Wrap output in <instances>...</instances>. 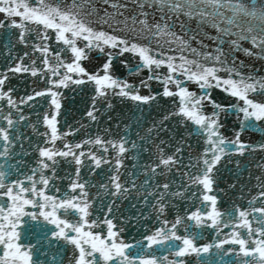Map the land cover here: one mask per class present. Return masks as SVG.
<instances>
[{
    "label": "snow or ice",
    "instance_id": "obj_1",
    "mask_svg": "<svg viewBox=\"0 0 264 264\" xmlns=\"http://www.w3.org/2000/svg\"><path fill=\"white\" fill-rule=\"evenodd\" d=\"M99 4L0 0V262L44 264L20 238L27 217L37 229L41 220L55 226L45 239L71 246L69 264H185L193 254L195 264H229L227 253L243 254L240 264H264V64L235 54L264 60V0ZM117 62L148 75L138 83L121 77ZM24 79L26 92L19 87ZM153 80L161 90L143 94ZM68 89L92 93L84 115L97 125L94 135L69 139L83 129L66 118L61 130ZM215 89L235 102L216 98ZM112 97L129 104L114 127ZM250 130L260 140L245 139ZM62 162L74 163L76 173L63 189L56 184ZM245 171L239 195L248 196V207L221 209L219 180L233 175L232 187ZM116 220L144 232L126 241ZM205 230L216 235L197 243ZM228 241L239 247L225 249ZM60 260L54 255L49 264Z\"/></svg>",
    "mask_w": 264,
    "mask_h": 264
},
{
    "label": "water",
    "instance_id": "obj_2",
    "mask_svg": "<svg viewBox=\"0 0 264 264\" xmlns=\"http://www.w3.org/2000/svg\"><path fill=\"white\" fill-rule=\"evenodd\" d=\"M30 2L35 3L37 2V0H30ZM64 2L69 3L70 0H64ZM97 4L98 6H100L99 0H97ZM103 6L107 7V5H103ZM3 18H4V14H0V19H3ZM191 24L193 27H195V20H193ZM207 30L215 34V29L208 28ZM3 31H4L3 29H0V33H3ZM52 31L54 32V30ZM205 42L208 44L212 43L211 40H206ZM193 43L195 44L196 42L193 41ZM2 44H3V36L0 35V51H2ZM244 46L250 47L251 44L250 42L244 43ZM17 47H21V45H17ZM235 54L240 60L251 63L255 65L257 68H259L260 65L264 64V60L249 57L247 54H245L242 51L238 50L236 51ZM3 63H4L3 55H0V64H3ZM85 64L87 66V62H85ZM164 70L166 71V69ZM117 71L119 72L121 77L126 76L130 80L136 81L137 83L140 80H143L148 75L147 69H144L142 74L140 75L129 73L127 71V65L119 63V62H117ZM259 74L264 75V70H261ZM12 82L13 84H17V81L15 79ZM27 84H28V80L24 79L23 82L19 85L22 91H25V92L27 91V89L24 87ZM39 86H42V85H38V87ZM189 87L192 89L198 90L197 85L194 83L189 84ZM140 90L143 94H148L151 91L159 92L161 90V85L158 82L153 80L150 87L141 88ZM91 95L92 93L88 89H85L83 92H81L79 89H76L75 91L71 89L65 90L64 99L62 100V109L64 110V112L62 113L60 117L61 130H63V121L65 118L67 119V123L69 125L76 127L77 126L76 122H79V126L82 127L83 129L79 133H69L68 134L69 139L75 136L76 139L79 140V139L84 138V135L86 133L90 132L93 135L96 133L97 125L95 123H89L87 117L84 115L87 109L91 106V99H90ZM213 95L218 99L225 100L226 102H235L234 99L228 100L227 97L222 95L220 90L218 89H215L213 91ZM162 99L165 102V106H167V98L162 97ZM112 105H113L112 111L109 112L108 115L113 116V120L108 121V124L113 125L114 127L113 121L115 120L116 115H118L122 111L126 112L128 110L129 104L128 102H122L116 97H112ZM153 111L158 115V117H162L165 115L163 109H159V110L154 109ZM104 122H105V117L102 116L100 120V124L104 125ZM165 122L167 123L168 121H165ZM229 124H232L231 120L229 121ZM85 125H88V126H85ZM169 126H171V124H169ZM40 131H43V125L40 126ZM26 132L30 133L31 129L30 128L27 129ZM225 134L227 135L228 132H226ZM245 139H252V140L258 141L260 140V134L256 132L255 130H250L247 133H245ZM32 158H33L32 154H29V156L26 157V159L28 160H31ZM257 159H259L258 156H257ZM129 163H131V161H129ZM101 167H103V165ZM65 169H67V174L64 171ZM45 171L50 173V170H45ZM258 174L259 173L257 171L255 170L253 171V176H256ZM57 175L63 177V179L56 181L57 186L61 189L65 188L67 184L70 182V177L74 178L76 176L75 164L73 163L69 165V164L62 162L59 165ZM87 178L88 177L85 176V179ZM91 179L95 181L96 183H100V184L104 182L101 179V177L97 175L96 173H92ZM247 179H248V173L247 171H245L241 179L234 186L229 187V185H233L234 176L229 175L227 172L225 173L224 179L219 180L218 184L216 185V187H218L221 191L215 192V194L219 196L218 206L221 209L230 208L232 207L233 204L239 205L240 207H248V196L246 195L245 198H241L239 195L241 191L240 183L245 182ZM96 183H94L92 186V189H91L92 192H96L98 190L96 187ZM252 184H255L254 179L252 180ZM244 191L247 194L248 190L244 189ZM255 191L256 189L253 188L252 192H255ZM126 203L127 201H125V204ZM256 206L259 207V204H257ZM27 207H28V210L30 211L31 210L38 211V208L32 209L31 206H27ZM137 207H139V205H137ZM142 211H147V209H143ZM130 214L135 216V211L131 212ZM167 218L169 220H173L174 213L169 211L167 213ZM25 220H26V223L21 226L22 230H21L20 238L23 241V243L25 244L32 243L34 245V248L32 249L33 251L32 258L35 260L43 261L44 264H49V261L51 260L52 256L59 254L61 257L60 264H69V260L71 259V256L73 254L71 251V246L64 247L62 241H58L55 238L45 239V237H48L50 232L54 230L55 226L41 220L39 222L40 227L39 229H37L36 227L37 221H32L28 219L27 217H25ZM147 222L149 223V227H151L152 222L151 221H147ZM115 223L118 224L120 228H123L122 235L126 241L132 238L138 239L140 238V234L144 232V228L136 227L133 221H128L127 226H125L124 224H121L119 220H116ZM156 226H159V225L157 224ZM230 230L231 229L227 227L221 229L222 232H228ZM102 234H106V226ZM215 235L216 233L214 231L205 230L204 234L197 241V243L210 242ZM233 246L236 248L239 247V245H234L233 242H230V241L226 242L223 247L227 249L228 247H233ZM210 252L214 253L215 249L214 248L210 249ZM0 255H2V248H0ZM242 257H243V254H240V257H237L235 253H227L229 264H240V260ZM0 264H2V262H0ZM72 264H74V261H72ZM185 264H195V255L193 254L192 256L186 257Z\"/></svg>",
    "mask_w": 264,
    "mask_h": 264
}]
</instances>
